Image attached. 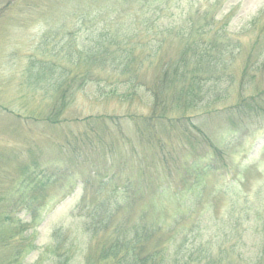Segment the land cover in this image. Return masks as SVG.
<instances>
[{"label":"trees","instance_id":"trees-1","mask_svg":"<svg viewBox=\"0 0 264 264\" xmlns=\"http://www.w3.org/2000/svg\"><path fill=\"white\" fill-rule=\"evenodd\" d=\"M171 1L78 0L59 19L62 32L66 31L64 36L72 35L66 29L70 23L77 24L79 30L88 29L92 34L90 45L81 48L66 40L61 50L64 60L54 53L29 67L33 76H28L37 85L46 80L41 88L46 96L42 100L53 102L45 110L32 109L29 114L37 116L29 115L31 121L47 125L54 134V129L66 124L60 117L74 93V84L79 87L87 82L115 85L108 92L99 89L103 97L126 98V89L131 91L132 99L134 91L142 89L151 98L150 113L125 119L89 118L83 124V151L77 149V143L68 144L65 153L55 154L49 161L33 167L24 164L17 176V181L21 178L23 183L15 190L0 191V264L21 263L24 238L13 252L12 241L22 234L20 228L39 220V211L49 204L53 192L61 194L63 182L78 175L74 167L83 159L89 170L85 177L101 178L98 162L90 163L95 159L103 161L106 176H110L106 184L100 181L96 189L85 194L73 215L82 220L91 245L84 264H189L182 262L185 254L181 251L186 231L194 232V228L189 229L188 219L199 218L201 209L198 204L182 214L176 209L181 207L179 201L205 178L224 170L223 158L229 155L228 149L221 150L215 144L216 134H211L210 128L228 129L229 141L224 145L229 149L238 143L243 130L257 125L264 128V91L221 107L233 89L232 68L239 58L241 84L264 66V30L252 42L243 44L225 31L228 18L216 20L208 9L180 17V25L174 22L155 26L171 17L165 15ZM44 19L51 27L58 22ZM148 34L155 42L137 40ZM121 87H125L123 97L116 92ZM116 127L127 132L122 129L121 136L114 138ZM91 132L93 135L87 139ZM116 143L127 150L117 151L120 148ZM95 150L96 155H92ZM59 162L62 167L57 166ZM169 207H174L170 213ZM20 209L30 218L27 224L17 217ZM169 215L174 219L166 225L164 218ZM67 236L60 230L53 232L54 243L47 251L52 255V264H71ZM173 240L177 246L171 259L165 245ZM28 249L32 252L35 248ZM204 250H196L198 261L208 253V248Z\"/></svg>","mask_w":264,"mask_h":264},{"label":"rangeland","instance_id":"rangeland-1","mask_svg":"<svg viewBox=\"0 0 264 264\" xmlns=\"http://www.w3.org/2000/svg\"><path fill=\"white\" fill-rule=\"evenodd\" d=\"M77 1L0 0V191L15 190L23 183L21 178L17 181V176L24 164L33 167L36 163L49 161L55 154L65 153L64 146L68 144L77 143V149L83 151L82 141H86L83 124L89 118L115 116L125 119L128 115L148 116L150 113L152 101L142 89L134 91L132 99L131 91H127L125 87L116 92L123 97L125 89V94L129 95L126 98L103 97L99 89L108 92L114 90L115 85L87 82L79 87H76L78 83L74 84V93L67 100L68 106L63 117H60L66 124L54 129V134L47 125L35 123L28 117L37 116L29 114L32 109L45 110L50 103L53 104L46 98L45 101L42 100L45 89L41 88L46 80L37 85L38 82L35 83L28 76H33V73H29V67L37 65L38 60L55 56L56 53L58 59L64 60L61 50L66 40H71L81 48L90 45L92 34L88 29L79 30L77 24L70 23L66 27L72 33L70 37L64 36L66 31L61 30L63 24L59 19L63 18L68 6L71 3L78 4ZM205 9L215 14L216 20L228 18L225 19V31L237 36L243 44L252 42L258 32L264 30V0H172L169 11L164 12L171 17L164 23L159 21L154 24L166 26L176 22V25H180V17ZM44 18L58 22L51 27L45 23ZM148 36L141 35L137 40L145 42L150 39L153 42L154 37ZM241 62L242 59L239 58L232 68L235 83H232L233 89L221 107H229L243 98L254 97L264 91V66L249 75L248 82L241 84ZM59 63L63 64L61 61ZM122 129L114 128V138L121 136ZM216 131L217 126L210 128V133L216 134L213 141L216 140L215 144L219 149L226 148L229 153L226 158L221 155L224 170L205 178L195 191L189 192L179 201L181 207L176 209L178 214L194 210L197 204L201 209L199 218L195 216L188 219L189 229L194 228V232L186 231V243L181 251L185 258L182 262L264 264V128L257 125L247 131L243 130L238 143L230 149L224 145L229 141L228 129L224 127ZM92 135V132L87 134V139ZM116 146L120 148L117 151L127 150L122 143H116ZM92 155H96V150ZM84 160H80L74 167V170L79 171L78 175L63 182L65 186H61L62 193L59 194L57 190L53 192L49 204L39 211V220L33 225L20 228L22 234L16 236L10 247L13 252L24 238L21 243L23 252L20 264H52V255L47 251L54 243L52 234L55 230L68 235L66 248L72 252L70 263L84 264L91 245L84 233L82 220L73 215L77 213L75 209L85 194L96 189L100 181L106 184L110 177L106 176L103 161L97 159L90 163L92 165L98 162L96 166L101 170V178L85 177L88 167ZM62 165L59 162L57 166ZM87 179L88 182H84ZM107 186L110 190L111 186ZM173 209L174 207H169V213ZM172 212L177 217V213ZM17 217L24 224L30 220L21 209ZM167 217L168 219L164 218L166 225L174 219L170 215ZM180 238L176 241L179 242ZM176 241L165 245L171 259L177 246ZM205 243L210 245L205 247ZM30 246L35 248L32 252L28 249ZM204 248H208L209 255L205 253L198 261L195 252L199 249L205 252Z\"/></svg>","mask_w":264,"mask_h":264}]
</instances>
